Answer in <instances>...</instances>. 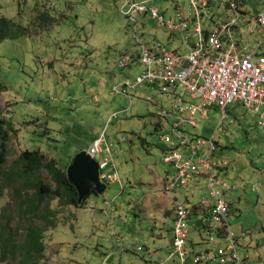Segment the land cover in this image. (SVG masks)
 I'll return each instance as SVG.
<instances>
[{
	"label": "rangeland",
	"instance_id": "1",
	"mask_svg": "<svg viewBox=\"0 0 264 264\" xmlns=\"http://www.w3.org/2000/svg\"><path fill=\"white\" fill-rule=\"evenodd\" d=\"M127 1L0 0V18L33 32L31 37L0 41V118L13 129L7 162L0 167V232L17 233L15 250L4 262L0 253V264L28 263L24 248L21 251L18 246L25 242L29 228L42 229L39 241L44 252L37 264H158L160 260L180 264L176 256L171 257L174 205L164 190L172 168L163 162L168 145L162 136L170 129L159 117L171 99L157 87L131 92V104L115 95L112 87L131 82L141 67L130 63L118 69L119 57L112 53L135 59L143 46L157 42L166 51H186L180 32L170 37L149 15L126 17ZM141 2L157 8L165 19L174 17L175 4L188 5L187 0H135ZM232 4L242 13L238 18L230 9ZM204 10L202 25L212 19L237 18L251 46L262 39L259 32H248V22L254 26L258 12L264 10L262 0H205ZM43 12L49 16L47 24L35 20ZM226 113L220 125L221 112L210 109L198 118L197 129L187 127L186 133L203 139L217 135L216 160L228 165L222 178L239 185L225 195L232 205L227 222L236 236L239 256L259 264L264 260V128L240 102L232 103ZM99 138H103L101 157L111 156L114 162L115 170L108 172H117L120 182L107 185L103 195L92 193L80 208L59 207L57 199L51 201L49 211L54 214H49L48 221L53 226L43 231L40 210L31 218L21 208V198L32 191L18 190V183L5 184L2 172L10 170L24 151H38L46 162L64 170ZM32 179L54 188L44 170ZM185 193L175 196L186 206L208 196L203 190L193 196L191 190L190 200ZM194 222H188V264L200 252L228 247L219 238L215 245L204 242L210 237Z\"/></svg>",
	"mask_w": 264,
	"mask_h": 264
},
{
	"label": "built area",
	"instance_id": "2",
	"mask_svg": "<svg viewBox=\"0 0 264 264\" xmlns=\"http://www.w3.org/2000/svg\"><path fill=\"white\" fill-rule=\"evenodd\" d=\"M184 10L175 13V21L165 19L155 8L131 4L127 14H149L155 19L169 36L180 32L181 43L185 54L175 50H165L159 42L141 48L137 61L141 72L134 79L124 81L112 87V92L132 102L131 92L147 87L157 90L171 99L169 108H161L159 117L165 121L169 133L162 136L168 145L163 153V162L172 168L168 174L164 190L173 201L174 219V253L180 264H188L186 242L189 238L187 223L192 215L199 213V225L209 235L210 243L215 244L216 238L225 241L227 248H219L212 253L192 258L193 264H247L238 254L236 236L231 232L228 217L231 204L225 195L235 190V185L221 178V173L228 168L227 163L216 160L218 150L217 135L203 139L186 133L187 127L197 129L198 118H204L210 109L221 112L220 125L227 118L228 107L240 102L244 108L254 113L258 125L264 128V54L259 51L264 43V11L256 18L250 32H259L261 41L253 50L239 39L241 33L236 19L216 21L209 29L202 25L205 0H188ZM264 5V0H262ZM213 23V21H211ZM210 23V25L212 24ZM190 40L193 43H190ZM118 56L117 68L126 69L133 59L113 52ZM133 64V63H132ZM134 64V65H136ZM220 125L218 128H220ZM221 130V129H219ZM126 142V139H122ZM103 138L95 140L87 155L98 166L100 180L105 185L120 182L114 162L101 157ZM193 183L197 190L204 189L207 197L200 198L196 205L186 206L175 194L187 190ZM195 190V189H193ZM194 216V215H193ZM138 248V252H142ZM174 263L171 260H160L158 264ZM257 264V263H255ZM259 264H264V260Z\"/></svg>",
	"mask_w": 264,
	"mask_h": 264
},
{
	"label": "trees",
	"instance_id": "3",
	"mask_svg": "<svg viewBox=\"0 0 264 264\" xmlns=\"http://www.w3.org/2000/svg\"><path fill=\"white\" fill-rule=\"evenodd\" d=\"M142 16L147 15L145 14ZM48 19L49 16L45 12L40 13L35 17V20L39 21L41 24H47ZM32 33L33 32L30 27L22 26L5 17L0 18V41L6 39L14 40L23 37H31ZM137 57L138 54L136 55L135 59L132 58V65L139 63L137 61ZM10 131H13L11 123H9L6 119L0 118V167L5 165L7 162ZM68 166L64 170H61L54 162H46L44 155L40 152L24 151L11 165V169L4 171L1 174L5 184L12 185L14 183H18L20 185L18 190L21 191L22 188H25L32 191L31 196L21 198V208L23 214L26 217L31 218H36L40 210L39 218L44 223L45 228L43 231L48 228H52L53 226L51 225L50 221H48L49 214H54L53 212L49 211V203L51 201L57 199L59 207L75 206L76 208H80L77 205L76 192L66 179V170ZM39 170H44L48 174L51 182L54 184V188L42 180L32 179V175L39 172ZM41 230L42 229L38 230L29 228L26 234L25 242L22 244V246H18V249L21 251L24 248L25 254L27 256V264H37L42 258L44 247L39 241V238L41 240ZM16 236L17 233H13L11 231L0 232V253L3 262L6 261L10 256L9 254L15 250L13 247L16 246Z\"/></svg>",
	"mask_w": 264,
	"mask_h": 264
},
{
	"label": "water",
	"instance_id": "4",
	"mask_svg": "<svg viewBox=\"0 0 264 264\" xmlns=\"http://www.w3.org/2000/svg\"><path fill=\"white\" fill-rule=\"evenodd\" d=\"M66 179L74 188L80 205L92 194L103 195L107 186L99 177L97 163L86 152L77 154L66 170Z\"/></svg>",
	"mask_w": 264,
	"mask_h": 264
},
{
	"label": "bare ground",
	"instance_id": "5",
	"mask_svg": "<svg viewBox=\"0 0 264 264\" xmlns=\"http://www.w3.org/2000/svg\"><path fill=\"white\" fill-rule=\"evenodd\" d=\"M187 2H188V0H187ZM135 4V5H144L145 6V4L143 3V2H141V3H139V4H137V3H135V0H129V1H127L126 3H125V7L127 8V11H128V8H129V6L131 5V4ZM188 4H189V2H188ZM188 6V5H187ZM187 6L186 7H181V6H179V5H176L175 4V10H176V12L177 11H179V10H184L185 8H187ZM146 7V6H145ZM230 9H232V10H235L236 11V17L238 18L239 17V15H241L242 13L239 11V9H238V7H237V5L236 4H232V5H230ZM148 8H155V7H148ZM205 8V7H204ZM204 8H203V18H202V21H203V19H204V16H205V10H204ZM155 9H157V8H155ZM158 10V9H157ZM159 11V10H158ZM262 11H264V10H261L260 12H258V14H257V16L262 12ZM138 15H145V14H139V13H137V14H135L134 16H132V15H130V14H127L126 13V17H129L130 19H134L136 16H138ZM147 16L149 15L148 13L146 14ZM160 15H162V16H164L163 15V13H160ZM150 16V15H149ZM151 17V16H150ZM165 18V17H164ZM174 17H171V19H173ZM237 18H234V19H236V21L238 22V19ZM257 18V17H256ZM167 19H170V18H167ZM153 20H155V19H153ZM212 21H213V23L210 25H205V24H203V25H205V27L206 28H210V27H212V25L216 22V21H214L213 19H212ZM256 21V20H255ZM157 22V21H156ZM248 26L251 28L253 25H251V22H248ZM240 28V27H239ZM248 32L250 33V34H254L255 32H257V31H255V32H250V29L248 30ZM239 39L240 40H242L243 42H244V44H247L248 46H249V48H250V50H253L255 47H256V45L261 41H256L255 43H254V46H251L250 45V43H248V41L244 38V35L243 34H239ZM263 45H264V43H262L261 44V46H260V48H259V51L261 52V49H262V47H263ZM262 54H264L263 52H261ZM78 205V204H77ZM80 205H82V204H80ZM173 221V223H174V219L172 220ZM187 225H188V223H187ZM174 226V225H173ZM199 227H200V229H202V226H200L199 225ZM188 228H189V226H188ZM203 230V229H202ZM172 233H173V231H172ZM189 236H190V228H189ZM209 236V235H208ZM188 241H189V238H188V240H187V242H186V248H185V250H186V253H187V255L189 256L190 255V250H188ZM173 242H174V235H173V240H172V248H173V251H174V247H173ZM204 242H206V243H208V244H212V243H210V239H208V240H205ZM213 245H215V244H213ZM217 248V247H216ZM216 250V249H215ZM215 250H212V251H206V252H204V253H198V254H196L195 255V257L196 256H199V255H202V254H207V253H212L213 251H215ZM243 260V259H242ZM243 261H245L247 264H251L249 261H247V260H243Z\"/></svg>",
	"mask_w": 264,
	"mask_h": 264
},
{
	"label": "crops",
	"instance_id": "6",
	"mask_svg": "<svg viewBox=\"0 0 264 264\" xmlns=\"http://www.w3.org/2000/svg\"><path fill=\"white\" fill-rule=\"evenodd\" d=\"M222 175H227V173H226V170L225 171H223V173H221V178H222ZM223 179V178H222ZM224 180V179H223ZM235 185V190L236 189H238L239 188V185H237V184H234ZM197 187H196V185H195V183H193L191 186H189L188 187V189L187 190H183V191H186V193L185 194H187V197H188V199H190V197L188 196L190 193H192V192H189V194H188V191H193V196H195V195H198L199 194V192L201 191V190H197L196 189ZM193 189H195V190H193ZM203 191H205L204 189H202ZM180 192V191H179ZM191 200V199H190ZM189 203H192V201L191 202H189ZM198 203V202H197ZM197 203H194V204H192V205H196ZM232 207V206H231ZM194 215V216H193ZM192 215V218H191V220L190 221H192V220H194L195 222H194V225H199V219H198V216H199V213H196V214H193ZM189 221V222H190ZM188 249H189V242H188ZM193 252H194V250H193Z\"/></svg>",
	"mask_w": 264,
	"mask_h": 264
},
{
	"label": "clouds",
	"instance_id": "7",
	"mask_svg": "<svg viewBox=\"0 0 264 264\" xmlns=\"http://www.w3.org/2000/svg\"><path fill=\"white\" fill-rule=\"evenodd\" d=\"M107 186V185H106Z\"/></svg>",
	"mask_w": 264,
	"mask_h": 264
}]
</instances>
